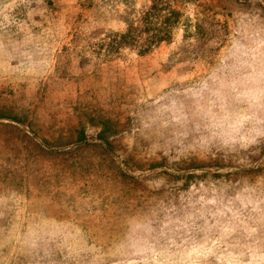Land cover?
<instances>
[{
  "label": "rangeland",
  "instance_id": "rangeland-1",
  "mask_svg": "<svg viewBox=\"0 0 264 264\" xmlns=\"http://www.w3.org/2000/svg\"><path fill=\"white\" fill-rule=\"evenodd\" d=\"M0 264H264V0H0Z\"/></svg>",
  "mask_w": 264,
  "mask_h": 264
}]
</instances>
